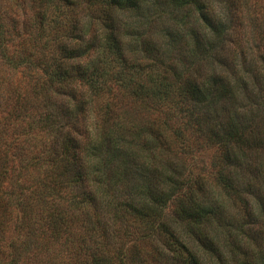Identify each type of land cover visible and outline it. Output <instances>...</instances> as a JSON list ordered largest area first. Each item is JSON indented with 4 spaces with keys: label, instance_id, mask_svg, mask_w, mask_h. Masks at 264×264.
<instances>
[{
    "label": "trees",
    "instance_id": "trees-1",
    "mask_svg": "<svg viewBox=\"0 0 264 264\" xmlns=\"http://www.w3.org/2000/svg\"><path fill=\"white\" fill-rule=\"evenodd\" d=\"M4 2L0 52L33 100L14 120L48 141L0 155V264H264L251 0Z\"/></svg>",
    "mask_w": 264,
    "mask_h": 264
},
{
    "label": "rangeland",
    "instance_id": "rangeland-1",
    "mask_svg": "<svg viewBox=\"0 0 264 264\" xmlns=\"http://www.w3.org/2000/svg\"><path fill=\"white\" fill-rule=\"evenodd\" d=\"M2 1H5L3 5L6 7L7 5L5 4L13 0ZM251 4L253 6L254 14L257 13V15L263 19L261 21L264 22V0H251ZM172 23L173 22H171V24ZM28 74V71L22 67L15 69L9 68L0 52V155H6L10 160L14 159L13 164L15 165V168H18V165L25 164L29 160L30 156L26 157L23 152H34V147L42 146L48 141L41 132H38L35 137H28L27 133H24V129H22L25 126V123L23 124L22 122H19V124L14 120L15 115L21 113L20 106L22 98L28 103V100H32L31 89L27 87V83L30 80ZM28 105H30V103ZM31 114L33 115V113ZM143 116L147 118L149 117V114H143ZM35 117L37 118V116ZM31 120L34 121V118ZM177 125L181 126V123L178 122ZM210 157L211 152H195V160L191 167L206 166ZM11 164L12 163L9 162L8 166ZM186 165H188V162H186ZM41 172L43 171H40V173ZM38 174V172H32L33 176H38ZM225 202L229 210L235 212L232 203L228 200H225ZM13 237L12 231H8V234L6 233L1 243L4 245L5 243L8 244L10 241H14ZM13 245L15 250L13 252H18V243L15 242ZM4 249L7 248L4 247Z\"/></svg>",
    "mask_w": 264,
    "mask_h": 264
}]
</instances>
